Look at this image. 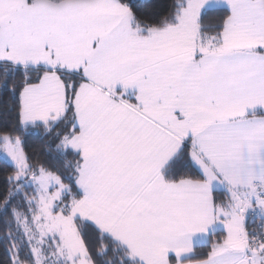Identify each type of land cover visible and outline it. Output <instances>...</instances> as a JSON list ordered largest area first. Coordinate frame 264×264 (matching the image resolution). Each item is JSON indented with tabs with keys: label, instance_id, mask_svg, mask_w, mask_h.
<instances>
[{
	"label": "snow or ice",
	"instance_id": "1",
	"mask_svg": "<svg viewBox=\"0 0 264 264\" xmlns=\"http://www.w3.org/2000/svg\"><path fill=\"white\" fill-rule=\"evenodd\" d=\"M4 97L7 264H264V0H0Z\"/></svg>",
	"mask_w": 264,
	"mask_h": 264
},
{
	"label": "trees",
	"instance_id": "2",
	"mask_svg": "<svg viewBox=\"0 0 264 264\" xmlns=\"http://www.w3.org/2000/svg\"><path fill=\"white\" fill-rule=\"evenodd\" d=\"M162 0H141V3L146 4V10L151 11L152 6L154 4L161 3ZM15 103L13 100H9L7 97L0 99V128L7 123L9 127L15 123L14 113L11 112L9 109ZM26 150L28 151L29 155L33 156L34 161H48L51 162V156L55 155L53 151L51 156L48 154L45 143L41 138V135L38 131H33L26 140ZM6 171H11L8 168V165L5 159L0 155V192H2L5 187V174ZM89 243L95 244L99 247L101 244H106V241H100L96 239L95 234H91L89 236ZM215 239V238H214ZM207 248L198 249L200 252L207 251ZM8 256L5 251V244L0 242V264H7Z\"/></svg>",
	"mask_w": 264,
	"mask_h": 264
},
{
	"label": "rangeland",
	"instance_id": "3",
	"mask_svg": "<svg viewBox=\"0 0 264 264\" xmlns=\"http://www.w3.org/2000/svg\"><path fill=\"white\" fill-rule=\"evenodd\" d=\"M2 156V155H1ZM3 157V156H2ZM4 158V157H3Z\"/></svg>",
	"mask_w": 264,
	"mask_h": 264
}]
</instances>
